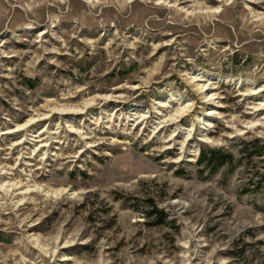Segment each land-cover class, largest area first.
<instances>
[{"label": "rangeland", "instance_id": "1", "mask_svg": "<svg viewBox=\"0 0 264 264\" xmlns=\"http://www.w3.org/2000/svg\"><path fill=\"white\" fill-rule=\"evenodd\" d=\"M0 264H264V0H0Z\"/></svg>", "mask_w": 264, "mask_h": 264}, {"label": "trees", "instance_id": "2", "mask_svg": "<svg viewBox=\"0 0 264 264\" xmlns=\"http://www.w3.org/2000/svg\"><path fill=\"white\" fill-rule=\"evenodd\" d=\"M251 147L253 146L245 143L243 151L248 152ZM232 163L233 156L231 154H224L220 150L203 151L199 160V165L205 169H209L210 173H216L225 165Z\"/></svg>", "mask_w": 264, "mask_h": 264}, {"label": "bare ground", "instance_id": "3", "mask_svg": "<svg viewBox=\"0 0 264 264\" xmlns=\"http://www.w3.org/2000/svg\"><path fill=\"white\" fill-rule=\"evenodd\" d=\"M197 77V76H196ZM199 82V81H198ZM202 89H204V87L202 88ZM206 90V89H205Z\"/></svg>", "mask_w": 264, "mask_h": 264}]
</instances>
